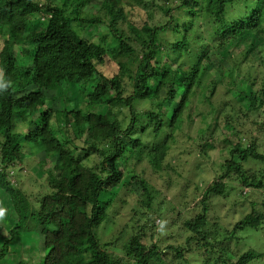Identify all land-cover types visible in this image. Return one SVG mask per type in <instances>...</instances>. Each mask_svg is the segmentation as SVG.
I'll return each mask as SVG.
<instances>
[{
	"label": "trees",
	"instance_id": "1",
	"mask_svg": "<svg viewBox=\"0 0 264 264\" xmlns=\"http://www.w3.org/2000/svg\"><path fill=\"white\" fill-rule=\"evenodd\" d=\"M159 1L166 22L136 26L125 8L141 6L143 0H0V79L12 81V87L0 94L3 179L10 186L7 170L14 169L16 175L18 167L23 171V167L36 166L48 176L38 209L33 208L31 194L22 183L19 188L9 187L18 202V218L9 238L3 240L0 263L12 254L11 244L29 218L38 223L44 241L40 264H250L264 257V252L253 248L242 251L245 245L237 249L233 243L240 239L239 234L264 229V168H246L252 162L264 167V118L254 121L255 132L246 137L239 127L244 123L226 112L229 101L211 108L214 140L200 152L204 155L221 146L220 155L226 160L221 176L203 189L198 212L185 199L187 195L180 193V210L194 211L195 217L187 219L178 212L175 218H168L175 213V205L138 173L146 160L156 173L174 169L169 157L192 110L190 95L211 72L212 56L230 43L246 44L242 64L248 65L235 62L231 71L221 74L222 80L212 81L211 94L225 79L232 88L244 79L250 83V93L243 94L250 102L249 111L262 109L264 116V61L251 58L264 46V0ZM94 2L99 3V9L87 21L83 11ZM100 26L106 33L97 41L84 37L85 31ZM18 47L27 48L28 64L18 63ZM132 56L136 61L130 65L125 60ZM106 57L119 68L112 78L99 69ZM64 87L67 91L78 89V102L88 101L89 113L60 107L43 111L47 94L54 93L57 99L56 93ZM66 96L67 106L74 99L73 92ZM206 98L201 94L202 100ZM174 102L177 107L172 117H167L164 110ZM98 105H107V113L94 111ZM116 109L129 113L116 114ZM239 112H243L241 107ZM82 121L98 134V143L83 141L78 145L85 132L74 128ZM133 129L136 135L129 140L123 134ZM71 130L74 137L69 135ZM145 140L159 145L158 150L145 154ZM28 149L40 151L41 158L29 159ZM130 156L141 157L136 174L128 170ZM235 187H240L235 203L252 190L263 196L229 229L212 218V203L215 198L229 202ZM123 192L137 198L131 218L121 226L115 221L120 212L115 208L125 204ZM165 210L166 229L177 235L155 240L154 233L149 234L156 225L151 216L162 219ZM111 223H116L118 234L102 242L98 229ZM129 229L135 234L129 236Z\"/></svg>",
	"mask_w": 264,
	"mask_h": 264
},
{
	"label": "rangeland",
	"instance_id": "2",
	"mask_svg": "<svg viewBox=\"0 0 264 264\" xmlns=\"http://www.w3.org/2000/svg\"><path fill=\"white\" fill-rule=\"evenodd\" d=\"M158 6H162L159 0H143L141 6L131 7L127 5L125 10L131 23L136 26H141L144 22H151L153 25H163L166 22L167 17L158 8ZM98 9L99 3L94 2L92 7H88L83 11V18L87 21H91L94 14H97ZM104 33H106V28L104 26H100L92 28L89 31H85L84 37L89 41H97ZM169 38L171 39L172 36L170 35ZM25 49L27 48L18 47L15 51V56L17 57V61L20 65H26L29 62V56H27ZM245 49L246 44L244 42L235 41L219 50L217 55L212 56L211 59L213 65H210V67H212L210 68L211 72L204 79V83L201 84L200 87H197L195 90H193L190 95V98L192 99V110L191 112L187 113L184 127L182 131L177 134L176 144L173 146L172 154L169 157V162L174 169L156 173L147 160L138 168V173H142L147 180L160 189L167 197V202H173L175 205V213L168 217L170 219L172 217L175 218L178 212H181L180 214H182L187 219L195 217L194 211H189L187 209L183 211L180 210V208H183L182 204L179 206V200H182L180 193L182 196L187 195V197L184 198L191 203V208L198 212L203 189L208 184L216 181L217 178L222 174V166L224 165L226 158L224 155H220L219 151L221 146H216L207 150L205 153L206 155L201 153L203 149L202 147L214 140L211 131H213L212 129L216 125L214 119L215 116H210L211 108H218L224 103V101H229V105L226 106V112L229 113L233 118H239V121L244 123V126L239 127L243 133V136L246 137H250L252 131L255 132L256 127L254 125V121H263L264 116L262 114V109L259 112L249 111L250 102L243 94L246 92L250 93V83L244 79L240 80L234 88H232V84L229 83L230 80L225 79V83L221 82L217 84L214 94H211L210 91L212 88V86H210L212 81L222 80L221 74L231 71L235 62L242 64V61L244 60ZM219 58H222L223 60L219 61ZM251 58L258 63L264 61V46L261 49L253 52V54H251ZM125 61L126 63L133 65L136 61V56L127 58ZM246 65H248V63H243L242 67H245ZM99 69L104 73V75L111 78L117 75L119 72L118 66L112 60H110L109 57H106L105 65L101 66ZM259 83L260 81H258V84ZM230 89L231 92L228 93ZM69 92H73L74 99L69 105L66 106V95ZM203 93H205L207 97L206 100L201 99V94L203 95ZM56 94L58 95L57 99H55L54 93L47 94L48 102L43 108V111L50 109L51 107H60V109H67L68 111H79L82 114L89 113L88 111L90 109H86L85 106L89 102L87 101V103H85L86 100H79L78 102V97H76L79 96L78 89L74 88L67 91L66 87H64V90L60 89ZM178 100H180V97ZM146 106L147 104L145 103L144 107ZM176 107L177 103L174 102L171 107L165 108L164 111L167 114V117H172ZM239 107L243 109V112H239ZM93 110L101 114H106L108 106L98 105ZM120 112L124 114L129 113L127 109H123L121 111L116 109L115 111L116 114ZM246 113L248 116H246ZM121 115L122 114H120V117H122ZM82 123L83 124L81 126H75L74 128L76 131L79 130V133L81 131L85 132V137L81 142H77L78 145L79 143H83V141L87 142L89 145L98 143V134L94 131H90L86 121H82ZM57 127H59L58 124ZM225 131L228 132L226 129ZM69 135L74 137L72 130ZM61 136H63L62 133ZM221 138V143L224 145L225 136L223 135ZM26 152L29 153V155L27 154L29 159L41 158V156L38 154L40 151H37V149H28ZM30 163H32V161H30ZM254 166L257 169H260L261 167L264 168L262 165H255L253 162L246 164L247 169ZM30 168L31 169H27L26 167H23L22 171L18 167L16 168V175L15 172L13 175L15 176L16 183H22L21 187L24 190L27 189V192L31 194L29 197L33 208L38 209V206L40 205L38 200L46 192L48 176L45 174V171L39 167L34 166L33 168ZM208 177H210V180L207 179ZM184 186H187L186 190L184 189ZM239 191L240 187H235V189L230 194L231 196L229 198V202L227 199L215 198L214 202L212 203V218H215V221H219L221 225L229 229H232L237 221L250 213L251 203L254 200L256 202H260L262 200V192L255 193L252 190L247 196L242 195L239 197V202L235 203L234 195L236 196ZM122 197L126 200L125 204L120 203L115 208V210H120L119 214L116 216L119 218L115 219V221L121 226L127 223L131 218L133 214V208L136 205V202L134 203V199L137 198L136 194L127 195L125 192L122 193ZM182 202L183 201H181V203ZM167 216L168 214L165 210L163 218H167ZM17 218L18 217L16 215L14 218L8 219L7 221H0V251L4 238H9V231L11 230L12 226L14 225V221H16ZM156 219L161 218L157 217ZM116 226V223H111V226L106 224V226L100 227L97 232L99 239L103 242L116 236L118 234ZM118 227L120 228V226ZM170 230V228L166 229L168 233L165 235L166 237H170L173 233L177 235L176 232H170ZM39 233L38 223L32 218H29V220H27V222L23 225L22 234L11 244L12 254L0 264H17L20 261H23L25 264H40L42 258L44 257L43 253H45V250L43 252L44 241L41 239ZM151 233H154L155 240L159 239V236L154 232V230L149 234ZM238 237L240 239L233 242L235 243V246L233 245L235 248L239 249L240 245H245V247L243 246L244 248L242 247V251L253 248L258 252H264V229L259 231L249 230L243 234H239ZM240 241L242 244L238 243ZM194 256L192 258H195ZM250 264H264V257L259 260H255Z\"/></svg>",
	"mask_w": 264,
	"mask_h": 264
},
{
	"label": "clouds",
	"instance_id": "3",
	"mask_svg": "<svg viewBox=\"0 0 264 264\" xmlns=\"http://www.w3.org/2000/svg\"><path fill=\"white\" fill-rule=\"evenodd\" d=\"M12 87V81L11 80H2L0 79V94H2L3 91H7ZM126 135L129 140L133 139L136 135V130L133 129L132 132H129ZM3 138L0 137V140ZM159 148V145H153L150 140L144 141V153L147 154L149 152H155ZM120 152V155H123L122 149H118ZM120 155H117L115 158L116 160L120 159ZM129 163V172L130 174H136L135 168L137 167V159H141V157L132 158L131 156L128 158ZM115 162V161H114ZM8 176L7 180L12 181L11 185L9 186L3 179L5 167L3 163H0V221H7L8 219H12L16 216L17 208H18V202L14 199L13 195L9 191V187L11 188H19V184L16 183L15 177L13 175L14 169L9 168L8 170ZM207 179L210 180V177ZM151 219L155 222L156 227L154 229V232L159 236L163 237L164 235H167L166 231V225L169 223L167 218L162 219H156L155 215L151 216ZM129 236L134 235L135 233L132 232L131 229H129ZM128 236L125 237V243L127 242ZM152 243H155V241H151ZM123 246V245H122Z\"/></svg>",
	"mask_w": 264,
	"mask_h": 264
}]
</instances>
